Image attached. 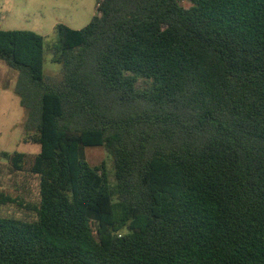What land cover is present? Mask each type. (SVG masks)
Listing matches in <instances>:
<instances>
[{
	"label": "trees",
	"instance_id": "1",
	"mask_svg": "<svg viewBox=\"0 0 264 264\" xmlns=\"http://www.w3.org/2000/svg\"><path fill=\"white\" fill-rule=\"evenodd\" d=\"M97 3L52 43L0 29L41 145L0 152L39 190L0 186L36 213L0 216V264H264V0Z\"/></svg>",
	"mask_w": 264,
	"mask_h": 264
},
{
	"label": "rangeland",
	"instance_id": "2",
	"mask_svg": "<svg viewBox=\"0 0 264 264\" xmlns=\"http://www.w3.org/2000/svg\"><path fill=\"white\" fill-rule=\"evenodd\" d=\"M97 0H0V29L32 31L42 35L47 43L56 39V26L63 23L72 29L87 26L97 13ZM61 65L53 61L51 54L45 55L44 71L56 75ZM18 72L0 60V152H21L35 155L41 152V145L25 142L27 111L16 93ZM88 161L93 165L102 163L110 169V156L103 149H88ZM8 162L0 157V186L15 188L20 183L18 194L26 202L38 204V180L29 174L15 177ZM0 216H15L33 220L32 209L15 205L0 206Z\"/></svg>",
	"mask_w": 264,
	"mask_h": 264
},
{
	"label": "built area",
	"instance_id": "3",
	"mask_svg": "<svg viewBox=\"0 0 264 264\" xmlns=\"http://www.w3.org/2000/svg\"><path fill=\"white\" fill-rule=\"evenodd\" d=\"M97 5L99 6V4H98V3H97ZM97 5H96V6H97Z\"/></svg>",
	"mask_w": 264,
	"mask_h": 264
}]
</instances>
